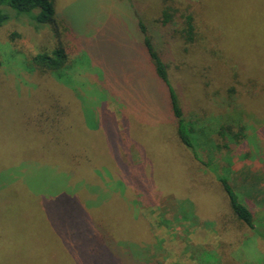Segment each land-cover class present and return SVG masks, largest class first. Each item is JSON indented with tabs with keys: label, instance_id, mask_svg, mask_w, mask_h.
Returning a JSON list of instances; mask_svg holds the SVG:
<instances>
[{
	"label": "rangeland",
	"instance_id": "1",
	"mask_svg": "<svg viewBox=\"0 0 264 264\" xmlns=\"http://www.w3.org/2000/svg\"><path fill=\"white\" fill-rule=\"evenodd\" d=\"M51 1L53 16L41 27L29 15L0 6L6 14L0 26V264L74 263L65 255L64 246L57 245L53 224L66 212L62 193L79 181L67 180L66 171L52 166L56 162L60 167L69 160L62 129L50 137L36 125L38 102L43 107L54 100L49 86L61 91L62 117H66L68 98L76 101L69 96L74 86L78 92L85 91L79 93L85 99L84 118L90 115L87 109L96 113L104 100H109L106 108L116 113L115 118L123 110L127 116L145 120V125L132 129V139L143 151L144 169L152 168L154 174L171 178L170 190L178 197L184 194L180 198L190 206L200 207L201 199L207 201L205 197L200 199L199 193L185 197L183 177L188 164L166 144L169 125L164 84L150 67L137 20L151 33L166 63L169 85L176 91L183 117L195 128L190 135L203 152V159L249 205L255 225L253 230L233 233L225 239L197 219L177 229L174 222L180 210L175 203L180 198L173 199V192L165 193L160 200L151 197L152 201L144 200L150 205H141L140 200H134L141 192L134 191L127 207L145 220L157 240L153 243L157 255H147L146 261L143 257L144 263L198 264L199 260L200 264H264V121L257 119L264 118L260 111L264 105V89H260L264 86V44L259 31L260 26L264 28V0H174L177 11L173 27H161L153 19L162 7L160 0ZM185 11L191 12L194 19L196 39L191 42H185L179 33L180 15ZM57 16L71 25L83 51L77 66L82 72L71 76L69 89L62 82L34 86L37 78H44L25 69L22 62V56L50 48L62 39L53 19ZM230 86L238 93L230 94ZM102 88L108 95H103ZM236 104L248 125L246 136L240 144L223 147L227 140L219 139L216 126L230 119L225 113ZM131 153L134 156L136 149L132 148ZM212 179L215 174L210 170L203 182L221 198L223 190ZM117 181L112 178V195L101 190L82 199L89 203L91 215L102 216L110 225L119 219L115 206L119 195L116 191H120ZM199 182L197 177L196 185ZM58 215L60 219L56 220ZM186 243L193 244L192 249ZM124 244L118 249L112 242V252L88 260L80 257V262L74 264H132L127 257L131 242ZM191 251L196 258L190 256Z\"/></svg>",
	"mask_w": 264,
	"mask_h": 264
},
{
	"label": "trees",
	"instance_id": "2",
	"mask_svg": "<svg viewBox=\"0 0 264 264\" xmlns=\"http://www.w3.org/2000/svg\"><path fill=\"white\" fill-rule=\"evenodd\" d=\"M160 3L162 7L159 15L153 18L154 21L159 23L161 27H173L174 14L177 11V7L173 5L174 0H160ZM1 5H7L18 13L29 15L31 20L37 24V27H41L42 23L49 21L53 16L51 0H0ZM183 8L184 10L187 9L185 6ZM243 15L246 14L243 13ZM180 17L182 19L180 29L178 27L175 29H179V33H181V37L185 42L194 41L196 37L192 13L181 12ZM5 19L6 14L0 8V26ZM53 19L58 24L59 36H62L61 38H64L65 41L60 39L50 48L39 49L28 57L22 56L23 67L44 78H35L34 86L61 82L62 84H68L71 76L78 74L77 72H82L77 68L83 56L79 37H76L77 35H75L71 25L62 17L57 16ZM136 26L140 33L141 43L148 56L150 67L158 81L164 84L162 87L167 98L166 114L169 125L165 135L166 144L172 150H176V157L184 158L188 164L186 168L184 167L183 177L186 189L185 197L192 198L194 194L199 193L200 199L205 197L204 199L207 201L204 203L201 199L200 207L190 206L186 201L183 202L184 199L180 198L184 194L178 197L176 193L174 194V191L170 190L169 182L172 180L171 178H167L164 174L163 177L162 174H154L152 168L144 169V164H142L144 158L141 155L143 151L136 139H132V129L136 126L145 125V120L140 117L127 116L123 113V110L122 113L119 111V117L115 118L116 113L114 114L106 108L107 103L110 102L109 100H104L102 107H99L96 113L92 110L89 112L87 109L90 115L84 118L82 100L85 99L80 94H84L85 91L78 92L77 87L74 86L69 91V96L76 101L71 102V99L68 98L66 111L64 112L66 117H62L60 107L62 104V100H60L61 91L55 86H49L54 100L50 105L43 107L38 102L35 111L36 125L38 130L44 131L46 134L49 133L50 137L55 136L59 128L62 129V132H64L62 143L69 147L67 149L69 160L60 167L56 165V162L52 166L57 170L66 171L68 173L67 180L77 179L79 181V183L70 184L69 187H66L65 193H62L66 212L61 219L58 215L56 220H60L53 224L56 232H53V234L57 245L64 246L65 255L74 263L76 260L80 262L83 257L88 260L97 257V255L100 257L105 251L112 252V242L118 249L124 242H131L130 249L127 250V257H130L132 264H137V262L145 264L144 261H146L147 255L150 257L157 255V246L153 244L157 240L146 227L145 220L139 214L130 212L127 207V200L134 191L143 194V196L135 195L134 197L136 202L140 200L141 205L148 203L144 200L150 199L152 201L151 197L160 200L165 193L171 194L173 192L171 194L173 199L174 196L180 198L179 202L175 203L180 210L177 220L174 222L177 229L184 228L186 224L189 225L190 220L197 219L204 225L210 226L219 238L223 237L225 239L224 237H230L233 233L246 232L253 230L255 227L254 216L249 205L244 204L229 181L217 170H213L214 168L208 165V161L203 159V152L190 135L195 128L191 122L183 117L176 91L169 85L166 63L155 47L151 33H147L144 24L140 20H137ZM263 30L264 28L260 26L259 31L264 44ZM69 84L66 86L68 89ZM229 88L232 91L230 94L238 93V90L235 89L237 91L235 92L232 86ZM260 89H264V86H260ZM101 90H104L103 95H105L106 89L102 88ZM50 91L48 90L47 93L52 94ZM229 99L232 101L233 96L231 98L230 95ZM115 101L116 99L112 97V102ZM236 105L228 113H225L226 118L230 117V119L222 125L216 126L215 133L219 139L222 141L227 140V142H223V147L240 144L246 136V126L248 125L244 120L245 118H243V111L238 104ZM260 111L264 112V105ZM261 117L257 116V119L264 121V118ZM80 126L82 127L81 130ZM132 148L136 149L134 156L131 153ZM104 157L109 158V161H106ZM210 170L215 174V179H212V181L220 184L223 190L219 193L221 198H217L212 193V187L208 188L205 180L203 182L205 175H208ZM197 177L200 182L196 185ZM112 178L118 180L117 184L120 185L119 193L116 191L119 195L116 201L117 205H115L119 219L116 220L115 224L110 225L105 223L102 216L91 215L89 203L87 204L82 199L84 196L96 194L101 190H106L112 195ZM145 181L148 183L146 184ZM153 184H155V189L152 187ZM195 208L196 210L193 211ZM164 216L165 219L168 218L167 210ZM185 245L190 246L192 249L193 244L186 243ZM121 252H124L122 248ZM190 253V256H193L192 251ZM193 257L196 258V255ZM198 264H200L199 260Z\"/></svg>",
	"mask_w": 264,
	"mask_h": 264
}]
</instances>
